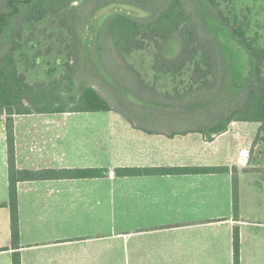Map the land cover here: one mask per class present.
Returning a JSON list of instances; mask_svg holds the SVG:
<instances>
[{
  "label": "crops",
  "instance_id": "crops-1",
  "mask_svg": "<svg viewBox=\"0 0 264 264\" xmlns=\"http://www.w3.org/2000/svg\"><path fill=\"white\" fill-rule=\"evenodd\" d=\"M75 113L15 116L19 168L109 169L104 177L18 184L22 264H234L235 226L241 264H264V165L250 150L260 123L233 122L208 142L197 131L144 129L116 109L80 112L90 115L84 119ZM191 166L231 170L115 174L117 167ZM8 201L1 122L0 264H13L15 252Z\"/></svg>",
  "mask_w": 264,
  "mask_h": 264
},
{
  "label": "trees",
  "instance_id": "trees-1",
  "mask_svg": "<svg viewBox=\"0 0 264 264\" xmlns=\"http://www.w3.org/2000/svg\"><path fill=\"white\" fill-rule=\"evenodd\" d=\"M161 0H5L7 10L0 9V39L7 38V48L0 46V113L5 115L7 134V163L9 201L11 215V238L13 264H22L18 207V184L24 181L51 179H87L104 177L108 168H19L16 158L15 116L32 113L95 112L114 110L111 100L101 93L91 78L71 74L73 64L69 59L63 74L49 82H29L20 71L16 52L29 41L23 38L27 27L34 28L48 16L72 30L82 22L87 24L94 13L110 4H130L151 12L147 17H137L130 12L115 11L109 14L97 31L98 47H106L121 58L137 52L148 51L154 70L153 84L164 87L158 93L165 99L179 101L186 114L207 111L206 123L195 130L208 142L227 132L233 122H258L257 141L264 131V48L257 47L246 37L242 26L228 29L231 37L237 38L248 52L251 69L243 77L239 71L237 55L231 44L223 37L219 45H209L200 33L185 0H171L160 7ZM90 9V10H89ZM236 17V15H234ZM225 17L221 25L229 20ZM238 24V20H235ZM178 36V39L176 38ZM218 36V35H217ZM179 43V53L170 55L164 43L171 40ZM225 40V41H224ZM162 41V42H160ZM31 42V41H30ZM222 48L224 64L219 63L217 49ZM2 49V50H1ZM71 49L70 55L76 56ZM189 71L187 80L178 79ZM168 74L171 81L160 82L161 75ZM237 84H242L240 88ZM236 90L238 101L222 112L219 101L227 102L228 92ZM233 91V92H236ZM201 98V99H199ZM217 99H220L219 101ZM223 99V100H222ZM233 100V97L229 98ZM213 106V108H211ZM208 107V108H207ZM187 109V110H185ZM229 166L191 167H117V176L145 173L213 172L226 173ZM233 212L239 218L238 169L232 168ZM8 249V248H7ZM234 264H241V235L238 226L233 232Z\"/></svg>",
  "mask_w": 264,
  "mask_h": 264
},
{
  "label": "rangeland",
  "instance_id": "rangeland-1",
  "mask_svg": "<svg viewBox=\"0 0 264 264\" xmlns=\"http://www.w3.org/2000/svg\"><path fill=\"white\" fill-rule=\"evenodd\" d=\"M170 1L161 0L160 7ZM185 2L207 44H216L220 47L222 37L228 40L237 55L239 71L243 77L249 75L251 64L248 52L237 38L231 37L228 29H232V26H242L246 37L253 40L257 47L264 48V0H185ZM0 9L7 10L5 0H0ZM115 11L130 12L137 17L151 15V12L135 5L110 4L98 9L87 24L80 22L72 30L63 27L58 19L48 16L34 28H26L23 38L29 41L16 52L20 71L29 82H49L65 72L70 59L73 64L71 74L91 78L96 88L111 100L114 109L121 111L144 129L172 134L177 131L195 130L197 126L204 125L207 120V111L204 107L198 106V110L201 108V111L186 114L184 108L179 106V101H170L158 93L159 90L165 89L162 86L155 87L152 83L154 70L148 51H154L153 44L148 51L137 52L126 58L119 57L106 47L99 49L97 31L104 19ZM225 17L230 19L224 21L223 26L220 21ZM235 20H238V24ZM176 38L178 39V36ZM176 38L164 43L165 50L172 56L179 53ZM0 46L2 49L7 46L6 36L0 39ZM71 49L77 50L76 56L70 55ZM217 56L219 63L224 64L226 58L222 48L217 49ZM188 73L189 71L184 75H178L180 76L178 79L187 80ZM164 79L171 81L172 77L168 74L161 75L160 82L165 81ZM241 85L237 84L236 87L240 88ZM233 91L236 90L228 92L225 96L227 102L217 99L221 108L213 110L214 113H220L238 101L237 91ZM231 97L233 100H229ZM73 115L76 119L90 116L88 113L80 112ZM1 122L5 123V115L0 113V125ZM255 125L254 123L253 126ZM257 134L250 150L253 158H258L257 163L264 165V131L255 141Z\"/></svg>",
  "mask_w": 264,
  "mask_h": 264
},
{
  "label": "water",
  "instance_id": "water-1",
  "mask_svg": "<svg viewBox=\"0 0 264 264\" xmlns=\"http://www.w3.org/2000/svg\"><path fill=\"white\" fill-rule=\"evenodd\" d=\"M244 153H247L246 151H244Z\"/></svg>",
  "mask_w": 264,
  "mask_h": 264
}]
</instances>
